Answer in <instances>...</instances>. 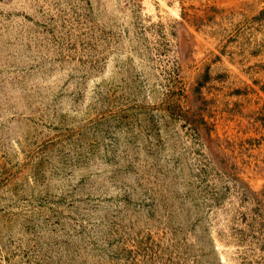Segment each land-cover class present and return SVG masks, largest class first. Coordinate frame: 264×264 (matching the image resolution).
<instances>
[{
	"label": "rangeland",
	"instance_id": "rangeland-1",
	"mask_svg": "<svg viewBox=\"0 0 264 264\" xmlns=\"http://www.w3.org/2000/svg\"><path fill=\"white\" fill-rule=\"evenodd\" d=\"M0 264H264V0H0Z\"/></svg>",
	"mask_w": 264,
	"mask_h": 264
}]
</instances>
